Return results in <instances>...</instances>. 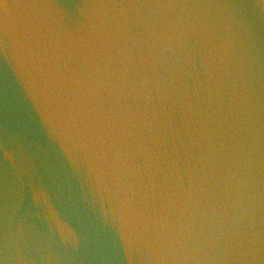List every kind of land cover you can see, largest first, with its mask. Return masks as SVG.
<instances>
[{"label": "water", "instance_id": "water-1", "mask_svg": "<svg viewBox=\"0 0 264 264\" xmlns=\"http://www.w3.org/2000/svg\"><path fill=\"white\" fill-rule=\"evenodd\" d=\"M0 264H264V0H0Z\"/></svg>", "mask_w": 264, "mask_h": 264}]
</instances>
